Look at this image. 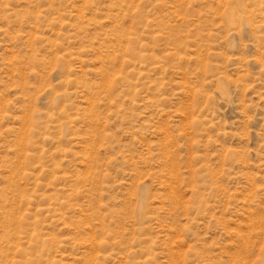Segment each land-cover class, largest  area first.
I'll return each instance as SVG.
<instances>
[{"label": "rangeland", "instance_id": "obj_1", "mask_svg": "<svg viewBox=\"0 0 264 264\" xmlns=\"http://www.w3.org/2000/svg\"><path fill=\"white\" fill-rule=\"evenodd\" d=\"M0 264H264V0H0Z\"/></svg>", "mask_w": 264, "mask_h": 264}]
</instances>
